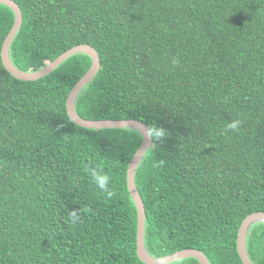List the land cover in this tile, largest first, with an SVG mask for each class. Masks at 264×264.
Here are the masks:
<instances>
[{
    "label": "trees",
    "instance_id": "16d2710c",
    "mask_svg": "<svg viewBox=\"0 0 264 264\" xmlns=\"http://www.w3.org/2000/svg\"><path fill=\"white\" fill-rule=\"evenodd\" d=\"M13 1L22 23L9 58L19 70L90 45L100 66L76 97L77 114L164 129L134 174L146 251L193 248L209 264H243L239 226L264 212V0ZM13 21L0 3V50ZM90 64L78 52L20 80L0 56V264H145L126 180L142 135L80 127L67 114ZM233 120L239 129L226 130ZM96 169L110 177L106 191L92 180ZM245 244L264 264L263 222Z\"/></svg>",
    "mask_w": 264,
    "mask_h": 264
},
{
    "label": "water",
    "instance_id": "95a60500",
    "mask_svg": "<svg viewBox=\"0 0 264 264\" xmlns=\"http://www.w3.org/2000/svg\"><path fill=\"white\" fill-rule=\"evenodd\" d=\"M1 4L8 6L14 13V21L9 32L7 33L0 50L1 61L5 69L13 75L15 78L20 80H36L43 76H46L52 70H54L58 65H60L67 58L78 52H84L88 54L91 58V64L87 71L81 76V78L75 83V85L70 90L67 100H66V110L70 119L80 127L84 128H133L140 132L142 135V141L138 149L133 154L132 158L129 161L127 167V188L131 195V198L134 202L136 212H137V230H136V253L138 258L145 264H169L171 262L192 257L195 258L199 264H209L207 257L203 254L202 251L186 248L175 251L171 254H167L160 257L151 256L145 248L144 245V224H145V210L143 201L140 197V194L136 188L134 182V174L136 168L144 156L145 152L151 145L152 139L147 135L143 134V131H147V126L136 119H126V120H115V119H100V120H89L84 119L77 114L75 111V100L80 92V90L93 78L96 72L99 69V56L96 50L87 44H80L69 48L68 50L61 53L54 60L49 62L46 66L35 72H24L19 70L9 58V46L21 26L22 16L19 6L13 0H0ZM263 222L264 223V212L256 211L247 215L241 222L236 239V248L237 253L243 264H253L250 260L247 251H246V235L250 226L254 223Z\"/></svg>",
    "mask_w": 264,
    "mask_h": 264
},
{
    "label": "clouds",
    "instance_id": "9594fccd",
    "mask_svg": "<svg viewBox=\"0 0 264 264\" xmlns=\"http://www.w3.org/2000/svg\"><path fill=\"white\" fill-rule=\"evenodd\" d=\"M240 124H241L240 120H233L227 124L226 130L237 131L240 127ZM143 134L147 135L149 138L153 140H156L163 137L165 132L163 128H157L155 125H149L147 127V131L146 132L143 131ZM92 180L94 181V183L98 188L106 191L110 181V177L106 173H103L102 171L96 169L92 173ZM108 195L112 196L113 193L108 192ZM72 221L73 223L78 221V216L74 212L72 213Z\"/></svg>",
    "mask_w": 264,
    "mask_h": 264
}]
</instances>
